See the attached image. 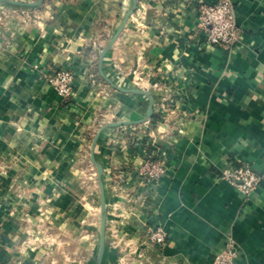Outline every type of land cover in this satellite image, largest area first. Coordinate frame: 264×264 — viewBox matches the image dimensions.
Returning <instances> with one entry per match:
<instances>
[{
  "label": "crops",
  "instance_id": "0c3cea01",
  "mask_svg": "<svg viewBox=\"0 0 264 264\" xmlns=\"http://www.w3.org/2000/svg\"><path fill=\"white\" fill-rule=\"evenodd\" d=\"M8 1L0 8L18 13L0 10V264H211L229 240L233 264H264V0H231L241 34L229 49L198 28L199 3L214 0H136L110 46L133 0ZM69 63L64 100L44 74ZM122 121L141 122L110 124ZM100 129L99 259L100 219L96 237L76 196ZM150 150L165 163L155 185L134 167ZM242 163L261 176L246 196L222 177ZM157 224L161 247L145 235Z\"/></svg>",
  "mask_w": 264,
  "mask_h": 264
},
{
  "label": "built area",
  "instance_id": "2783aa9c",
  "mask_svg": "<svg viewBox=\"0 0 264 264\" xmlns=\"http://www.w3.org/2000/svg\"><path fill=\"white\" fill-rule=\"evenodd\" d=\"M198 10V28L203 33L206 44L213 47H234L241 34V28L237 24L231 0H214L212 2H200ZM35 68H38L37 65ZM48 84L64 99L68 100L73 95L74 71L71 63L68 66H60L50 73L44 74ZM165 105H167L165 103ZM165 114L172 112L170 107H165ZM180 118L176 119V122ZM135 172L145 185H155L159 182L165 172L163 155L153 150L146 151L141 163L137 164ZM222 177L230 182L242 195H248L261 181L252 166L242 163L231 169H224ZM125 181H119V190L123 189ZM129 200L132 196L127 197ZM130 205L128 204V207ZM147 240L161 247L166 241V234L159 224L150 226L146 233ZM237 254V247L234 241L229 240L224 248L214 256L211 264H233Z\"/></svg>",
  "mask_w": 264,
  "mask_h": 264
},
{
  "label": "rangeland",
  "instance_id": "374dc122",
  "mask_svg": "<svg viewBox=\"0 0 264 264\" xmlns=\"http://www.w3.org/2000/svg\"><path fill=\"white\" fill-rule=\"evenodd\" d=\"M20 1V0H18ZM21 1H36V0H21ZM0 10L3 12L1 13L2 18L4 17L6 20L16 19L18 12H7L8 9L6 4L1 6ZM10 7V6H9ZM13 8V7H12ZM16 8V7H15ZM14 8V9H15ZM20 9V8H16ZM15 11H19L16 10ZM3 18V19H4ZM80 168H84L82 172L79 173V178L77 179L78 186L82 189L83 195L76 196L77 198V205L85 206V210L87 212L86 219L88 223H91L92 227H94L93 235L97 237L98 229H99V219H100V211H99V184L96 179V170L93 164H82ZM84 208V207H83ZM106 214V212H105ZM121 215L119 213H115L113 216L110 217V221L112 223V231L111 237H113V241L119 237L120 229L117 228V223L120 220ZM115 246V244L113 243Z\"/></svg>",
  "mask_w": 264,
  "mask_h": 264
},
{
  "label": "water",
  "instance_id": "95a60500",
  "mask_svg": "<svg viewBox=\"0 0 264 264\" xmlns=\"http://www.w3.org/2000/svg\"><path fill=\"white\" fill-rule=\"evenodd\" d=\"M2 1H6V0H0V2H2ZM8 2H13V3H16V4H26V5H31V6H37V5H39L42 2V0H37V1L33 2V3H25V2H20V1H8ZM135 6H136V0H133L132 9L130 11H128V13L125 15V17H124L119 29L113 35V37L110 40L108 46H110L113 43V41L115 40L116 36L122 30V28L124 27L128 16L130 15V13H132L134 11ZM103 53H102V55H103ZM116 88H118L119 90H125V89H123L121 87H116ZM127 90L133 91V92H138V93H144L145 95L148 96V93L146 91H144V90H140V89H127ZM150 101H151V98H150ZM151 113H152V107L150 106L148 111H147V116H146L145 120H147V118H149L151 116ZM140 122L141 121H122V122H114V123H110V124H112V125H123V124L140 123ZM101 129L98 131V133H96L95 137L92 140V145L90 147V160L96 167L97 180H98L99 188H100V245H99V259L101 258V255H102V252H103V245H104L105 223H106V214H105L106 202H105L104 188H103V183H102L103 167H102V165L100 163L95 161V159L93 157V149H94L95 142L97 140L98 134L101 131Z\"/></svg>",
  "mask_w": 264,
  "mask_h": 264
}]
</instances>
